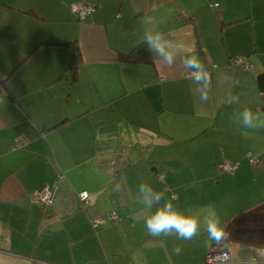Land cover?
<instances>
[{
  "label": "crops",
  "instance_id": "crops-1",
  "mask_svg": "<svg viewBox=\"0 0 264 264\" xmlns=\"http://www.w3.org/2000/svg\"><path fill=\"white\" fill-rule=\"evenodd\" d=\"M75 1L0 0V264H207L216 251L229 253L221 264H245L264 250V129L234 121L243 108L264 112V0H82L96 5L84 19ZM145 30L172 42L174 64L154 51L150 64L118 60ZM190 54L210 88L186 76ZM141 183L161 204L211 205L225 238L149 236L143 217L158 205L141 202ZM43 187L47 205L35 200Z\"/></svg>",
  "mask_w": 264,
  "mask_h": 264
},
{
  "label": "clouds",
  "instance_id": "clouds-1",
  "mask_svg": "<svg viewBox=\"0 0 264 264\" xmlns=\"http://www.w3.org/2000/svg\"><path fill=\"white\" fill-rule=\"evenodd\" d=\"M135 34V31L132 32ZM144 43L150 52L155 54L167 65L174 64L176 57L165 34L159 30L143 31ZM183 66L188 70L192 77V84L196 87L210 88L211 80L209 77L208 67L195 54L186 55L182 58ZM6 79V75H0V80ZM206 91L201 93V100L207 101ZM3 102V101H0ZM230 104H239V97L230 95L227 100ZM240 129L260 130L264 129V112H255L250 108H243L236 113L234 121ZM246 134V132H245ZM118 190V189H117ZM139 199L151 210L154 205V211H149L143 217V227L146 233L155 238L168 237L175 234L178 240H191L199 235H204L207 240L219 243L225 238L226 225L222 217L211 205H205L190 208L187 211L174 205L171 199H166L161 204L164 193L153 189L150 184L141 183L139 185ZM133 219L138 217L133 214ZM182 246L176 245L172 249V254L180 255ZM245 264H264V250H256L254 255H249Z\"/></svg>",
  "mask_w": 264,
  "mask_h": 264
},
{
  "label": "built area",
  "instance_id": "built-area-1",
  "mask_svg": "<svg viewBox=\"0 0 264 264\" xmlns=\"http://www.w3.org/2000/svg\"><path fill=\"white\" fill-rule=\"evenodd\" d=\"M72 10L78 15L79 19H84L86 15L90 14L93 12L96 8L94 4L88 3V2H74L71 5ZM235 63L241 66L242 68H248L249 65L245 62L243 57H238L235 59ZM187 77H191L188 74V71L186 72ZM262 92L264 93V85ZM25 139L23 137H20L19 140L17 141L16 146H23L25 144ZM248 161L251 164H255L258 162V159L255 157H252L250 153L247 154ZM237 163H231L229 161H224L220 165V169L224 172L230 173L233 172L237 168ZM162 174L159 173V178H162ZM87 192L86 191H81L78 193V197L80 200H85L87 198ZM53 198V191H51L47 187L41 188L39 191L36 192L35 194V200L38 202L40 205H47L51 203ZM109 218H116V213L115 211H110L109 213ZM91 225L93 227L98 226L102 220L100 218H92L91 220ZM230 259L229 253L227 251H216V252H211L207 255V264H221L228 262Z\"/></svg>",
  "mask_w": 264,
  "mask_h": 264
},
{
  "label": "trees",
  "instance_id": "trees-1",
  "mask_svg": "<svg viewBox=\"0 0 264 264\" xmlns=\"http://www.w3.org/2000/svg\"><path fill=\"white\" fill-rule=\"evenodd\" d=\"M80 1L82 2V0L75 1V2H80ZM83 2H86V1H83ZM91 4H94V3H91ZM72 48H73V56H72L71 62L69 64V71H71V73L74 75L75 71H76V67L79 63L80 54H79L78 46L75 43L72 44ZM238 57H241V56L233 57L234 65H238L235 63V59H237ZM118 60L121 62H127V63H149L150 64L153 62L151 53L148 50V47L145 43H142L141 45L134 48L133 50H131L128 53H119L118 54ZM258 81L260 84V88L262 90L263 85H264V74H261L258 76ZM109 213H108V217H109Z\"/></svg>",
  "mask_w": 264,
  "mask_h": 264
}]
</instances>
